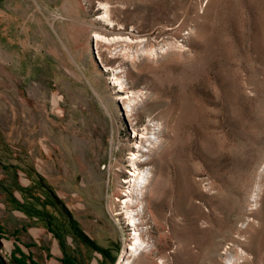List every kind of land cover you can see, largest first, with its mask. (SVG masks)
<instances>
[{"label":"rangeland","instance_id":"1","mask_svg":"<svg viewBox=\"0 0 264 264\" xmlns=\"http://www.w3.org/2000/svg\"><path fill=\"white\" fill-rule=\"evenodd\" d=\"M146 124L132 264H264V0H0V262L117 264Z\"/></svg>","mask_w":264,"mask_h":264},{"label":"bare ground","instance_id":"2","mask_svg":"<svg viewBox=\"0 0 264 264\" xmlns=\"http://www.w3.org/2000/svg\"><path fill=\"white\" fill-rule=\"evenodd\" d=\"M103 7H104V5H103ZM104 8H106V7H104ZM106 11H107V9H105V12ZM107 16L108 15H104L102 17H103V19L104 18L107 19L108 18ZM92 39L95 43L94 44L95 46L98 43L111 45V44L121 42V41L122 42H131V41H129L130 39H124V37L118 38V36H117V37H113V38H110V37L105 38V37L99 36L97 34L94 35ZM112 79L117 80V82H118L117 84L119 85L116 99L122 105V107L124 108V111H126L125 113H130L132 111L133 107H135L137 105V102H136L137 96L126 90V87L124 85L125 83L122 80H118L117 78H115V79L112 78ZM149 126H150V128L153 127V129H152V131H153L155 124L154 125L152 124ZM132 129H133L132 144H131L132 153H130V156H128V160L130 162V166L133 167V170L127 171L129 176L127 178H125L124 180H122V182L124 184L122 187L123 188V194L122 195L124 196L125 199H123V201H121V206H122V208L125 209L124 214L126 215L128 225L132 226V228H131L132 238L130 239L131 243L129 245L127 244L128 246L126 247V252H124V250H122L117 264H132L133 261L137 257H139V256L141 257V255L143 253H146L151 246V245L149 246L148 244H146L141 239L142 237L140 236V233L138 232L137 227L135 228V225H137L136 221H138L136 218L137 217V211L131 210L130 207H132L133 204H135V202L137 201L135 198L136 195L142 194L145 191V189L147 188L149 181L151 179L150 178V167L139 169V166H138V164L141 162V158L143 157V153L150 151V148L154 149L157 147V149H158L160 147V146L158 147V145H161V144H160L158 136H156V133H154V131H153V133H152V131H149L150 129H148V127H143V129H135V127H134ZM144 157H145V155H144ZM127 166H129V165H127ZM124 171H126V170H124ZM3 248H5L6 250H10V244L2 243V242L0 243V256L5 253V252H3ZM219 264H221V263H219Z\"/></svg>","mask_w":264,"mask_h":264},{"label":"trees","instance_id":"3","mask_svg":"<svg viewBox=\"0 0 264 264\" xmlns=\"http://www.w3.org/2000/svg\"><path fill=\"white\" fill-rule=\"evenodd\" d=\"M0 234H1V230H0ZM31 264H36L35 262H31Z\"/></svg>","mask_w":264,"mask_h":264},{"label":"water","instance_id":"4","mask_svg":"<svg viewBox=\"0 0 264 264\" xmlns=\"http://www.w3.org/2000/svg\"><path fill=\"white\" fill-rule=\"evenodd\" d=\"M0 264H2V262H0Z\"/></svg>","mask_w":264,"mask_h":264}]
</instances>
